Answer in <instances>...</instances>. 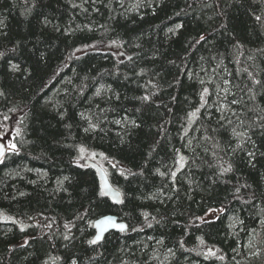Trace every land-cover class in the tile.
Wrapping results in <instances>:
<instances>
[{
    "label": "trees",
    "instance_id": "trees-1",
    "mask_svg": "<svg viewBox=\"0 0 264 264\" xmlns=\"http://www.w3.org/2000/svg\"><path fill=\"white\" fill-rule=\"evenodd\" d=\"M0 52V264H264V0H0Z\"/></svg>",
    "mask_w": 264,
    "mask_h": 264
},
{
    "label": "snow or ice",
    "instance_id": "snow-or-ice-1",
    "mask_svg": "<svg viewBox=\"0 0 264 264\" xmlns=\"http://www.w3.org/2000/svg\"><path fill=\"white\" fill-rule=\"evenodd\" d=\"M261 19V17L260 16H256V20L257 21H259ZM45 23H47V21H45ZM176 29H180V28H182L183 27V25H181V24H177L176 26ZM169 31L170 32H173L174 30L173 29H169ZM205 39V37L204 36H201L200 37V40H204ZM112 43H115V41H113ZM86 47H91V48H94L95 47V45H86ZM15 49H13V51H14ZM5 56V53L4 52H0V58H2V57H4ZM128 59L129 60H131L132 59V57H128ZM11 67L15 70V69H17V65H15V64H13V65H11ZM143 69H141V73L140 74H143ZM127 78V77H126ZM149 83H151V81H149ZM201 83L203 84V81H201ZM255 83H257V84H259L260 83V81H255ZM209 92V89L207 88V87H205L204 89H203V92H202V94H201V100L203 101L204 100V96H205V94H207ZM3 93H0V95H2ZM95 95H97V96H99L100 95V90L99 89H97V91H96V93H95ZM119 97H118V95H117V99H118ZM139 99L140 100H142V101H149L150 100V96L149 95H144V96H141V97H139ZM205 103H206V101H205ZM232 103L234 104V103H236V101L235 100H233L232 101ZM201 107H204V104H201ZM137 111H139V109H137ZM199 112V108H197L193 113H191L190 115H192V116H195L197 113ZM81 115H83V114H81ZM5 120H7L8 119V117L7 116H5V118H4ZM115 123H117V124H120L121 123V120H117V121H115ZM131 123H132V125L134 126V127H139V125H137L136 123H135V121H131ZM97 127V124H95V123H89V126L87 127V128H85L84 129V131L85 132H89V131H91V130H94L95 128ZM233 132H234V134H236V135H243V133H235V130H233ZM20 134V132H19V129H17V135H19ZM7 149V151H9V152H15V151H17L18 150V146H17V144L16 143H9L8 145H5V144H3V143H0V157H3L4 156V154H5V150ZM79 151H80V153H81V159H95V157H96V153L95 152H93V153H91V155L90 156H86L85 155V153H86V149L84 148V147H81L80 149H79ZM100 155H103V153H101ZM262 155H264V154H262ZM248 156L249 157H254L255 156V153L254 152H249L248 153ZM4 161H3V159H0V164H2ZM187 161H186V157H184L183 155H179V159L177 160V161H175V163L178 165V167H177V169H176V171H172V172H170V176L172 177V178H175L176 177V175H177V172L178 171H180V170H182L183 168H184V166H185V163H186ZM81 167H87L88 165H86V164H84V165H80ZM118 165L116 164V163H113L112 164V167L113 168H116ZM232 171V165L231 164H229L228 165V167H221V174H223V173H227V172H231ZM157 172H159V169H157ZM130 175H136V173H129ZM141 175L143 174L142 172L140 173ZM161 176H165V175H169L168 173H164V172H160L159 173ZM121 175H123V171H121ZM68 179H70L69 177H64V180H68ZM60 183H62V181L60 182ZM65 191H66V189H65ZM108 191H111V186L108 184V182H107V178L105 177L104 178V182H103V185H102V187L100 188V191H99V195H101V196H104V195H106L107 194V192ZM239 191V189H237V192ZM21 195H23V193H21ZM118 203H122V201H117ZM217 211H220V212H223V211H225V209L224 208H220V209H212V208H209L208 210H207V213H211V215H208L207 213H206V215L205 216H203V217H198L197 219H199L202 223H205V224H211V222H212V220H213V218H215V219H219V217L218 216H216V212ZM145 215H147V214H145ZM81 219H83V217H80ZM241 223H242V221H240ZM110 226V227H113V228H118L119 230H121V231H125L126 229H127V225L126 224H124V223H116L115 221H114V219L111 217V216H108V217H104L102 220H98V221H96L95 223H94V227H96V228H100V232L99 233H97L92 239H89L88 241H87V243L89 244V245H97L102 239H103V232L106 230V228L105 227H102V226ZM69 227V225L68 224H66L65 225V228H68ZM149 227H151V225H149ZM21 230H23V229H21ZM133 231H135L136 229H132ZM64 239L65 240H68V239H70V237L69 236H67V235H65L64 236ZM172 250L171 249H169V252H171ZM210 254L211 255H215V252H212L211 250H210ZM207 258V257H206ZM221 259H223V257H220ZM71 264H77V261L75 260V259H73L72 261H71Z\"/></svg>",
    "mask_w": 264,
    "mask_h": 264
},
{
    "label": "water",
    "instance_id": "water-1",
    "mask_svg": "<svg viewBox=\"0 0 264 264\" xmlns=\"http://www.w3.org/2000/svg\"><path fill=\"white\" fill-rule=\"evenodd\" d=\"M0 143H3V142L0 141ZM3 144H4V143H3ZM5 155H6V150H5V154H4V156H5ZM4 156H3V157H0V159H3ZM85 164L92 166V167L96 170L97 175H98V179H99V185H100V188H101L102 185H103L104 178H105V177L107 178V182H108V184L111 186V191H108L107 194L104 195V196H105L106 198H108L109 201H110L111 203L116 204V205H119L120 203H118L117 201H122V195H121L120 191H119L118 189H116V188L110 183V181H109V179H108V176H107L105 170H104V169H103L98 163L93 162V161L86 160V161H85ZM108 216H111V217L114 219V221H115L116 223H118V224H119V223H124V221L119 220V219L117 218V216H115V215H104V216H101V217H99L97 220H95L94 223H95L96 221H98V220H102L104 217H108ZM124 224H125V223H124ZM102 227H105V228H106V230L103 232V238H104L105 234L108 233L109 231L124 232V231L119 230L118 228H113V227L106 226V225H105V226H102ZM93 230H94V236H95L97 233L100 232V228H96V227H94V224H93ZM94 236H93V237H94ZM102 240H103V239H102ZM102 240H101V241H102ZM101 241H100V242H101Z\"/></svg>",
    "mask_w": 264,
    "mask_h": 264
},
{
    "label": "rangeland",
    "instance_id": "rangeland-1",
    "mask_svg": "<svg viewBox=\"0 0 264 264\" xmlns=\"http://www.w3.org/2000/svg\"><path fill=\"white\" fill-rule=\"evenodd\" d=\"M80 51H82V50H80ZM12 138H11V136L9 135V134H0V141H3L6 145H8L9 143H12ZM85 155L86 156H90L91 155V153L90 152H87L86 151V153H85ZM86 159H81V154H80V156L78 157V160H77V162H83V161H85ZM220 213V211H217L216 212V216H218V214ZM208 215H211V213H207ZM215 218H213V220H214Z\"/></svg>",
    "mask_w": 264,
    "mask_h": 264
},
{
    "label": "bare ground",
    "instance_id": "bare-ground-1",
    "mask_svg": "<svg viewBox=\"0 0 264 264\" xmlns=\"http://www.w3.org/2000/svg\"><path fill=\"white\" fill-rule=\"evenodd\" d=\"M85 161H86V160H85ZM85 161H84V163H85ZM97 219H98V218H96L95 220H97ZM95 220H94V221H95ZM94 221L92 222V227H93ZM124 223H125V222H124ZM125 224H126V223H125ZM126 225H127V224H126ZM127 229H128V227H127ZM127 229H126V230H127ZM126 230H125V231H126ZM93 236H94V234H93ZM93 236H92V238H93Z\"/></svg>",
    "mask_w": 264,
    "mask_h": 264
}]
</instances>
